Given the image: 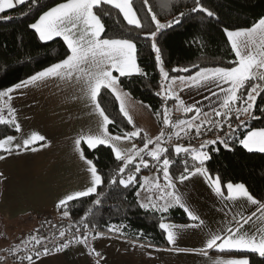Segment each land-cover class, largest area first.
<instances>
[{"label": "snow or ice", "instance_id": "6c2138e0", "mask_svg": "<svg viewBox=\"0 0 264 264\" xmlns=\"http://www.w3.org/2000/svg\"><path fill=\"white\" fill-rule=\"evenodd\" d=\"M20 5L26 6V10H22L23 16L44 7L41 0H0V14ZM142 7L147 9V16L150 17L147 23L138 14L133 0H63L40 12L35 22L29 23L27 27L33 30L39 42L45 47H51L52 43L62 41L64 46L62 58L14 85L0 89V125L14 127L16 132L21 131L16 119V111L11 105L14 92L39 87L50 80H59L75 87L79 95L73 98L83 102L91 109V114L99 118L98 132L81 134L74 141V151L86 165L88 175L85 177L86 186L82 190L74 191L57 202L56 209L62 210L63 217L70 216L71 202H82V198L95 197L92 204L100 205L105 196L104 191H98L102 186L110 192L114 187L126 190L135 188L139 184V189L135 192L136 204L145 212L160 215L158 227L165 235L167 243L174 245L179 234L177 229L197 227L195 222L199 220L185 202L184 194L177 185H184L185 181L194 176H202L217 197L233 202L243 198L248 204L256 205L257 208L247 216L234 214L224 228L210 235L199 253L207 256L208 249H215L221 253H251L258 255L261 264H264V227H253L255 223L253 217L264 220V202L254 198L243 183L223 184L219 176L214 177L206 166L212 158L210 146L222 144L225 149L231 150L229 142L235 138L239 128L246 126L247 123L241 117L246 116L249 120L256 118L253 109L257 97L264 94V17L259 18L251 27L235 30L224 28L227 43L230 45L231 53L234 54V59L229 60L226 65L202 67L194 64L191 67H176L172 69L173 72L189 73V75L170 76L165 68L159 37L166 30L181 24L186 15L203 13L209 21L218 17L214 11L205 7L203 0H193L191 9L187 12H179L172 20L166 22L158 19L159 14L151 0H142ZM174 7L177 5L173 4L172 0H166L167 10ZM113 9L118 10L123 21L130 26L127 34L106 35L108 29L103 18L110 16ZM10 19L11 16L0 15V20L6 22ZM141 39L146 44L151 42L150 51L154 54L155 66L159 69L161 79L160 91L156 94L164 102L163 127L154 139L149 138L147 134L141 136V130L138 128L133 131H124L121 128L122 134H112L109 128V125L119 122L108 114L107 105L111 102L107 99L108 93L114 97V103L118 104L120 115L129 125H133L127 104L131 94L123 87L124 82L121 78L131 79L134 76L147 75L138 63V57L144 51V48L139 46ZM192 68L198 69L194 75ZM177 81H179V92L190 87L206 88L210 94L203 99L209 101V111L196 106L200 101L196 104L185 103L176 90ZM105 89L107 92L102 93ZM213 97L216 98L215 101ZM170 100L175 101L176 111L185 114L184 119H172L173 109L168 106ZM213 104L218 106L213 107ZM189 113L194 115L188 117ZM233 114L239 124L234 123ZM155 115L159 123L161 113L157 111ZM225 127L228 131H225ZM168 129L171 131H167ZM209 134L214 135L215 138L202 139L198 147L191 143L193 139L199 140ZM137 138L142 142V147L134 142ZM173 138L189 140L187 145L175 144L173 148L176 158H182L183 170L179 171V174L170 171L175 161L169 155V148L165 147ZM44 139L42 135L32 133L21 145L13 143L14 136L6 135L0 139V152L11 154L13 151H27L30 145ZM125 142L130 146L122 147ZM239 143L249 153H264V129L248 131ZM84 144L88 149H97L99 146L110 149L115 161L118 162L114 169L115 174H110L106 185L105 177L98 171L96 164L85 157L82 149ZM150 145L152 147H149ZM31 150L36 151L35 148ZM3 159L5 156L0 155V160ZM142 168H154L156 176L138 180L137 174L141 173ZM161 174L163 183H160ZM224 188L227 190L226 195ZM142 191L147 193L143 200ZM118 194L123 195L122 192ZM176 207L183 209L188 219L194 223L175 225L165 222L164 215ZM92 213L93 209L89 208L79 220L70 223L69 229L74 228L76 235L63 239L66 237V231L59 230L58 237L63 242L53 248L45 246V241L51 238L40 236L37 229L35 234L22 241L24 244L34 242L31 250L25 251L19 247L11 250L14 254L25 251L24 255L19 256L16 264H25V261L27 264H36V260H41L42 257L53 252H62L71 245L89 248L90 241L104 236V233L96 230L97 224L89 219ZM200 223L202 224L203 221ZM245 225H249V228L246 229ZM125 227L123 224H111L107 226V232L123 235ZM142 235L143 233H140L136 239L139 240ZM53 237H56V233H53ZM89 255L103 259L101 253L94 247L90 249ZM96 264H99V259ZM214 264H250V260L248 257L230 258L217 260Z\"/></svg>", "mask_w": 264, "mask_h": 264}, {"label": "trees", "instance_id": "16d2710c", "mask_svg": "<svg viewBox=\"0 0 264 264\" xmlns=\"http://www.w3.org/2000/svg\"><path fill=\"white\" fill-rule=\"evenodd\" d=\"M59 2H63V0H41L44 7L38 11H33L27 16L22 15V10H26L25 5H20L17 8L7 10L4 14H0L12 17L6 22L0 20V89H6L62 58L64 47L62 41L52 43L51 47H45L39 42L33 30L27 27L29 23L35 22L40 12L47 10V7L55 6ZM133 2L138 14L144 19L145 23L150 21V17L147 16V9L142 7V0H133ZM151 3L159 14L158 19L161 22L172 20L176 14L181 11L187 12L193 6V0H172V3L177 7L171 10L166 9V0H151ZM203 3L205 7L216 13L218 19L209 21V18L203 13H192L186 15L181 24L166 30L159 37V46L163 49L165 68L169 71L170 76L189 75V73L173 72L172 69L176 67H191L194 64H199L202 67L226 65L229 60L234 59V54L231 53L230 45L227 43L224 28L235 30L251 27L259 18L264 17V0H203ZM103 22L107 26L106 35L108 36H116L121 33L127 34L130 27L123 21V17L118 14V10L115 9L111 10L110 16H104ZM150 43L149 41L146 44L143 39L139 41V46L144 48V51L138 57V63L147 75L121 79L124 82L123 87L125 90L129 91L135 100L147 105L156 120L155 113L157 111L161 113L160 122L158 123L161 130L163 127L162 105L164 102L156 94L160 91L161 79L159 69L155 66L154 54L150 51ZM197 70L192 68V73ZM106 92V89L102 90V93ZM107 99L111 101L107 105L108 114L119 122L118 124L109 125L111 132L122 134L121 128L124 131H132L131 125L120 115L119 106L114 103V97L108 93ZM174 103L175 101L170 100L168 106L170 107ZM261 109H264V94L257 97L253 109L256 118L250 120L247 117L244 118L243 120L247 121L246 126L240 127L235 138L229 142L231 150L225 149L222 144L210 146L212 158L206 166L214 177L219 176L223 184L228 182L243 183L254 198L264 202V154L249 153L239 143V140L248 131L264 129V111H261ZM177 118L179 119L180 115ZM233 120L235 124H239V121L235 120L234 114ZM167 131H171V129ZM225 131H228L227 127H225ZM16 134L14 127L0 125V139L6 135L15 136ZM141 136L144 135L141 134ZM208 138L214 139L215 136L209 134L199 140L193 139L191 143L193 146L198 147L202 139ZM134 141L139 147L143 146L138 138ZM188 143L189 140L186 138L182 142L172 140L165 145L169 148V155L175 161L170 168L171 172L179 174V171L183 170L182 158H176L173 146L175 144L187 145ZM149 147H152V145ZM85 154L96 164L98 171L104 175L106 185L110 174H115L114 169L118 163L111 154V150L104 146H99L93 150L85 148ZM145 159L150 158L145 157ZM152 170L142 168L141 173L137 174L138 180H141L143 176ZM138 188L139 184L135 188L126 190L114 187L109 192L105 186H102L98 191H104L105 196L100 205L92 204L95 197L82 198V202H71L69 217H63L62 210H57L56 218L58 219L53 224L49 225L47 220H41L40 230L44 233L40 236L52 237L53 233L58 235V231L61 229L68 233L75 232L74 228L69 229L70 223H75L89 208H92L93 213L89 216V219L97 224V231L108 233V225L123 224L126 226L123 229L124 234L118 236L144 245L169 247L165 235L158 227L160 215L145 212L136 204L135 192ZM120 192L123 195H119ZM164 219L165 222L178 224L191 222L183 209L179 207L170 209L164 215ZM140 233H143V235L137 240L136 237ZM212 252L221 255H241L248 257L250 264H261V258L251 253Z\"/></svg>", "mask_w": 264, "mask_h": 264}, {"label": "crops", "instance_id": "0c3cea01", "mask_svg": "<svg viewBox=\"0 0 264 264\" xmlns=\"http://www.w3.org/2000/svg\"><path fill=\"white\" fill-rule=\"evenodd\" d=\"M179 94L185 103L196 104L200 101L196 106L209 111V101L203 99L210 94L206 88L190 87ZM12 95L11 105L21 126V131L14 136L13 143L22 145L23 140L32 133L42 135L45 139L30 145L27 151H13L11 154L1 152L5 159L0 160V214L8 222L26 219L31 215L39 219L46 217L48 219L57 213L56 204L59 199L86 186L85 177L88 175L86 165L74 151V141L81 134H96L99 118L91 114V109L83 102L73 98L79 95L75 87L59 80H50L39 87L22 89ZM212 99L215 101L216 98ZM127 104L129 115L133 119L132 131L138 128L142 135L147 134L149 138L159 134L160 127L148 106L145 107V104L132 96ZM121 146L130 145L125 142ZM32 148L36 151H32ZM85 148L87 145H82L84 154ZM85 157L90 159L86 154ZM155 176L156 172L153 169L141 180L144 177L151 179ZM160 183H163L162 174ZM185 183L188 186L180 185L186 190L182 193H189L187 202L196 207V210L192 211L199 217L195 222L198 226L177 229L179 234L174 245L154 247L108 232L104 233L103 238L90 241L89 248L72 245L60 253L53 252L41 260H36V264H53L54 256L57 257L54 264H96L98 259L99 264H214L217 260L243 258L241 255H221L212 252L217 251L215 249H208V255L204 256L199 250L204 248L211 234L221 230L232 220L234 214L250 215L257 206L248 204L243 198L233 202L217 197L202 176H194ZM223 191L226 195V188ZM146 195L147 193L142 191L141 199H145ZM231 205L233 206L230 207ZM211 216H215L214 223ZM217 216L223 217L225 221L216 222ZM204 220L208 221L206 227H202L203 223H200ZM253 221L255 222L253 227H264V220L253 217ZM192 223L194 222L172 224ZM245 228H249V225H245ZM92 247L101 253L103 259L89 255ZM66 254L68 258L64 257ZM62 255L64 256L59 258ZM1 264H8V261Z\"/></svg>", "mask_w": 264, "mask_h": 264}, {"label": "rangeland", "instance_id": "374dc122", "mask_svg": "<svg viewBox=\"0 0 264 264\" xmlns=\"http://www.w3.org/2000/svg\"><path fill=\"white\" fill-rule=\"evenodd\" d=\"M192 74L194 75L195 72L192 73ZM186 76H188V75H186ZM175 87H176V90L178 91V89H179V81L176 82V86ZM174 104H171V106H170L173 109V111H172V119L178 120L177 117L179 115H180L179 119H184L185 118V114L184 113H180L179 111H176L175 108L173 107ZM190 114L191 113L187 114V116L191 117L192 115H194V113L192 115H190ZM242 117H243L242 119L246 118V116H242ZM173 140L175 142L176 139L173 138ZM182 141H180V142H182ZM151 169H154V168H149V170H151ZM177 186H178V188L180 189L181 192L186 191V190L182 189L179 184ZM185 186H188V184L185 183L182 187H185ZM183 194H185V202L187 203L189 208L191 210H196L195 206L190 205L187 202V198H188V194L189 193H183ZM232 206L233 205H231L230 207H232ZM46 218H45V220H47L49 225L53 224V222L58 219V218H56V214L51 215L50 217H48V219H46ZM42 219L43 218L39 219L36 216L31 215V216L26 217V219L22 218L20 220L15 221V222H8L4 218V216L0 214V258H2V259H0V263L3 262V261H8V264H10V263L16 264V261L18 260V258L16 259L14 256L17 253L14 254L11 250L16 248V247H19L20 249H24V250L27 249L28 250V249H31L34 246V242H31V243H28V244H24V243H22V241L26 240V238H28L30 235L35 234L37 229H39V235H42L44 233V231L40 230V228H41V226H40L41 223L40 222H41ZM211 220L214 223L215 216H211ZM221 221H225V220L223 219V217L217 216L216 222H221ZM207 225H208V221L204 220L203 224H202V227H206ZM200 230L204 231V229H202V228H200ZM32 231H34V232L31 233ZM218 231L219 230H216L215 233L218 232ZM29 233H31V234H29ZM69 233H73V232H69ZM67 234H68V232H66V235ZM50 238L51 239H59L58 235H56V237L52 236ZM70 251L68 252V254L70 253ZM68 254H66L65 256L62 255L59 258H62L63 256L68 258ZM56 259H57V257L54 256L53 264L56 263ZM93 263H95V259H94Z\"/></svg>", "mask_w": 264, "mask_h": 264}, {"label": "built area", "instance_id": "2783aa9c", "mask_svg": "<svg viewBox=\"0 0 264 264\" xmlns=\"http://www.w3.org/2000/svg\"><path fill=\"white\" fill-rule=\"evenodd\" d=\"M73 235H76V232L74 233H68L67 235H66V237L65 238H63V239H68V238H70L71 236H73ZM59 238V237H58ZM63 242V240L61 239V238H59V239H50V240H48V241H45V246H47V247H49V248H53L54 246H56V245H58V244H60V243H62ZM33 248V247H32ZM31 248V249H32ZM31 249H28V250H31ZM27 249L25 250V251H28ZM25 251H21V252H19V253H17L14 257L17 259V258H19V256L20 255H24L25 254Z\"/></svg>", "mask_w": 264, "mask_h": 264}, {"label": "water", "instance_id": "95a60500", "mask_svg": "<svg viewBox=\"0 0 264 264\" xmlns=\"http://www.w3.org/2000/svg\"><path fill=\"white\" fill-rule=\"evenodd\" d=\"M173 148H174V146H173Z\"/></svg>", "mask_w": 264, "mask_h": 264}]
</instances>
